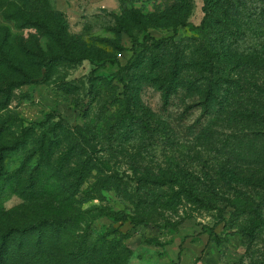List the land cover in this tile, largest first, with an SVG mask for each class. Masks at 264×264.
Segmentation results:
<instances>
[{
    "label": "rangeland",
    "instance_id": "374dc122",
    "mask_svg": "<svg viewBox=\"0 0 264 264\" xmlns=\"http://www.w3.org/2000/svg\"><path fill=\"white\" fill-rule=\"evenodd\" d=\"M184 2L186 25L175 29L167 22L178 0L39 4V15H61L68 35L86 45L92 59L41 73L15 90L0 111V150L10 148L1 168L0 231L81 210L92 238L109 233V240L121 241L126 264H264V109L258 104L264 96L255 91L264 88V69L240 70L241 64L223 62L225 76L240 87L228 97L220 95L223 108L205 100L202 84L189 90L179 82L166 94L151 83L165 75L174 50L161 52L143 38L171 39L167 44L188 40L189 46L204 39L197 29L204 1ZM263 3L233 0L228 24L210 3L213 50L222 33L231 32L244 38L239 54L264 51ZM133 13L144 23L130 29L134 50L118 27L121 20L135 19ZM0 27L14 37L37 40L43 51L57 50L37 31L18 30L1 11ZM137 56L160 57V67L151 73L148 66L134 69ZM139 75L145 78L139 106L155 120L129 119L126 112L123 85L138 86L132 81ZM192 78L186 71L180 81ZM142 119L147 125L138 122ZM154 178L167 182L155 185ZM171 180L209 202V209L186 199ZM175 193L177 198L169 200ZM243 202H254L258 215L241 213ZM36 264L70 262L43 254Z\"/></svg>",
    "mask_w": 264,
    "mask_h": 264
},
{
    "label": "trees",
    "instance_id": "16d2710c",
    "mask_svg": "<svg viewBox=\"0 0 264 264\" xmlns=\"http://www.w3.org/2000/svg\"><path fill=\"white\" fill-rule=\"evenodd\" d=\"M203 1L204 18L197 29L204 39L198 45L189 46L186 44L188 40L179 41L178 44H167L171 39L154 40L149 38L148 40L146 37L143 38L144 41H151L154 48L161 52L166 48L174 50L171 64L165 75H156L151 83L166 94H171L179 82L189 90L202 84L205 88V100L215 101L220 108H223L224 100L220 95L227 94L228 97L233 93V90L240 88L239 85H235L233 80L225 76L223 62H227L232 67H238L237 64H241L240 70L250 66L264 69V51L247 55L239 54V45L242 44L244 38L242 33L236 37L237 34L234 36L231 32L222 33L216 42L217 50H213L212 42L208 39V36L213 33L211 30H214L209 4L211 3L212 8L219 12L223 23L228 24L231 15L234 14L233 0ZM262 1L264 2V0ZM42 2L47 3V0H0V11L3 17L13 21L18 30H35L41 37L47 38L57 47L55 51H43L37 40L14 37L10 35L7 28L0 27V111L9 105L11 95L15 90L30 84L32 80L40 77L41 73L48 76L58 66H73L84 60L92 59L89 48L84 44L75 43L73 38L68 35L66 23L61 15L50 14L51 12L43 15L38 14L41 12L36 11V8ZM178 2L167 22V27L173 29L177 26L185 27V21L189 15V7L184 0H178ZM133 15L135 19L133 18L130 22L121 20L118 27L119 33L127 34L133 41L134 50L137 42L133 39L130 29L135 27L142 29L144 23H142L141 16L136 13ZM220 23L222 25V22ZM154 26L158 25L154 24ZM117 49L124 50L122 47ZM133 55H137L136 52L133 51ZM160 62V57L157 56L148 60L145 56H137L133 68L148 66L151 73L160 67ZM186 71H191L193 78L190 82H181L180 76ZM139 76L132 81L138 86L123 85L125 109L129 119L138 115L145 117V113H147V110L139 106V85L145 81L143 75ZM255 91L260 96H264V88L257 87ZM258 104L259 109H264L263 102H258ZM253 105L255 104L253 103ZM148 117L150 120H155L151 114ZM139 121L140 124L147 125V121L145 122L143 119ZM19 145L18 140L13 143L15 149ZM9 150L10 148L0 150V180L5 179L1 168L5 159V151ZM171 181L173 182L169 183L177 185L179 190L181 189L179 193H184L190 202L209 209V202L194 196L188 191L189 188L180 185L177 180ZM166 182L165 178H154L153 181L155 185H164ZM174 184L172 185L174 186ZM179 193H175L173 196L169 195V200L176 199ZM241 206H243L241 213L258 215L254 202H243ZM108 238L109 233L92 238L89 226L84 219V212L81 210L62 217L39 218L24 224L8 225L0 231V264H36L43 254H58L68 260L70 264H126L128 251L122 247L121 241L118 243Z\"/></svg>",
    "mask_w": 264,
    "mask_h": 264
}]
</instances>
